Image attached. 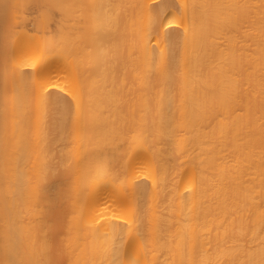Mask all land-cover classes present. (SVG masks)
Instances as JSON below:
<instances>
[{
	"label": "bare ground",
	"instance_id": "obj_1",
	"mask_svg": "<svg viewBox=\"0 0 264 264\" xmlns=\"http://www.w3.org/2000/svg\"><path fill=\"white\" fill-rule=\"evenodd\" d=\"M0 264H264V0H0Z\"/></svg>",
	"mask_w": 264,
	"mask_h": 264
}]
</instances>
